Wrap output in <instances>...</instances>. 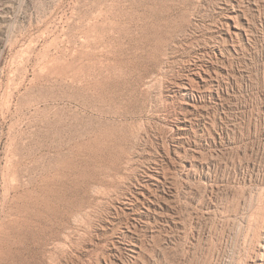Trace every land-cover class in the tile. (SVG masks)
I'll return each mask as SVG.
<instances>
[{
	"label": "rangeland",
	"instance_id": "rangeland-1",
	"mask_svg": "<svg viewBox=\"0 0 264 264\" xmlns=\"http://www.w3.org/2000/svg\"><path fill=\"white\" fill-rule=\"evenodd\" d=\"M90 55L96 89L136 113L116 166L42 101H92ZM254 204L264 213V0H0V264H246Z\"/></svg>",
	"mask_w": 264,
	"mask_h": 264
},
{
	"label": "bare ground",
	"instance_id": "bare-ground-1",
	"mask_svg": "<svg viewBox=\"0 0 264 264\" xmlns=\"http://www.w3.org/2000/svg\"><path fill=\"white\" fill-rule=\"evenodd\" d=\"M234 9V8H233ZM230 17V16H229ZM93 29V28H92ZM154 34H158V33H154ZM159 34H161V33H159ZM89 35H90V33H89ZM163 36H164V34H162ZM99 36V35H98ZM98 36H97V38H98ZM153 37H154V35H152ZM156 36H158V35H156ZM83 37V36H82ZM94 38H96V37H94ZM156 38V37H155ZM83 39V38H82ZM152 39V38H151ZM159 39V38H158ZM164 39V38H163ZM88 41H89V39H87ZM92 40V39H91ZM150 40V39H149ZM155 40V39H154ZM153 40V41H154ZM161 40H162V38H161ZM93 41H95V39L93 40ZM141 41V40H140ZM153 41H151V42H153ZM156 42V41H155ZM91 43V42H90ZM138 43V42H137ZM141 43V42H140ZM144 43V42H143ZM118 44V43H117ZM142 44V43H141ZM152 44V43H151ZM94 45H95V43H94ZM140 45V44H139ZM138 45V46H139ZM99 46V45H98ZM122 45H120V47H121ZM135 46V45H134ZM133 46V47H134ZM136 46H137V44H136ZM138 46H137V48H138ZM81 47V46H80ZM114 47H116L115 45H114ZM131 47V46H130ZM152 47V46H151ZM91 48V47H90ZM118 48V47H117ZM132 48V47H131ZM96 49V48H95ZM94 49V50H95ZM103 49V48H102ZM124 49V48H123ZM151 49V48H150ZM93 50V51H94ZM111 50V49H110ZM115 50V49H114ZM118 50V49H117ZM133 50V49H132ZM96 51H97V49H96ZM123 51V50H122ZM134 51V50H133ZM124 52V51H123ZM136 52V51H135ZM135 52H133L134 53V56H136L135 55ZM80 53V52H79ZM105 53V52H104ZM114 53V52H113ZM138 53V52H137ZM92 54V53H91ZM96 54V53H95ZM99 54V53H98ZM118 54H120V53H118ZM130 54H131V52H130ZM121 55V54H120ZM133 55V54H132ZM139 55V54H138ZM94 56H96V55H94ZM119 55H117L116 57H118ZM110 57V56H109ZM127 57V56H126ZM125 57V58H126ZM132 57V56H131ZM91 58H92V55H90V56H86L84 59H87V61H85V62H83V64H82V66H87V67H89V68H91L89 71H88V74L91 76V78L88 80V81H86L85 83H84V85H83V83L81 84V85H83L81 88H83L86 92H88V91H91L92 92V95H93V100L92 101H90L89 100V98H88V96H86L84 93H82V94H80L79 92H80V88L78 89L79 91L78 92H75V93H57V94H50L49 96H46L45 98H43L42 99V101L45 103L44 105V108L46 109V108H50V110H51V107L55 110L54 111V118H52L53 120H54V122L56 123V122H59V121H63V120H67V118L68 119H70V121H73V122H75V124L76 123H78L80 126H81V129H80V127H79V129H80V131H76V133L77 134H79L80 136H81V134L82 133H84L83 135H85L86 137H87V139H85V141H84V143L85 144H91V145H94V147L95 146H98L99 148H97V152L99 153V156L100 157H98L99 158V160L100 161H104V160H102V158H101V153L102 154H105V155H107L108 157H112V160L110 159V160H108V162L106 163L107 165H112V166H116L118 163H121V161H122V155L125 153V144H126V141H127V135H128V133L130 132H128L127 134H126V132H125V128H127V126L129 125L128 124V121H129V119L130 118H134L133 116H136V113L135 112H133V111H129V110H127V109H124L123 108V106H122V101L121 100H118L117 99V96L118 95H121L122 93H125V91H122V90H118V89H110V90H106V89H101V90H99L98 91V88L96 89V86H98V84L99 83H101V81L103 80L102 79V77H97V76H95V74H94V71L92 70V61L94 60L93 58H92V61L90 62V60H91ZM123 58H124V56H123ZM123 58H121V57H118L117 58V64L115 63V65H116V67H118V68H120V69H125V64H127V63H125L124 62V60H123ZM129 58V57H128ZM127 58V59H128ZM134 58V57H133ZM140 58V57H139ZM144 58V57H143ZM96 59V58H95ZM102 59V58H101ZM100 59V60H101ZM141 59V58H140ZM114 60H115V58H114ZM129 60H130V58H129ZM132 60V59H131ZM97 61V60H96ZM116 61V60H115ZM135 61V60H134ZM144 61V60H143ZM100 63H102V62H100ZM94 64V63H93ZM114 64V63H113ZM106 65V64H105ZM195 65V64H194ZM107 66V65H106ZM112 66V65H111ZM126 66H128V65H126ZM93 67H95V66H93ZM107 68V67H106ZM110 68V67H109ZM114 68V67H113ZM131 67H129V69H130ZM86 69V68H85ZM102 69V68H101ZM108 69V68H107ZM112 69V68H111ZM117 69V68H116ZM127 69V68H126ZM199 70V69H198ZM102 71V70H101ZM100 71V72H101ZM105 71V70H104ZM114 71H116V70H114ZM126 71V70H125ZM125 71L124 72H120V74H118V76H114L115 78L114 79H116V80H118V82H124V80H126V73H125ZM132 71V70H131ZM160 71V70H159ZM98 72V71H97ZM108 72V71H107ZM127 72H128V70H127ZM194 72V71H193ZM83 73V72H82ZM114 73V72H113ZM112 73V74H113ZM196 73V72H195ZM100 74H98V76H99ZM197 75V74H196ZM200 75V74H199ZM113 76V75H112ZM89 77V76H88ZM106 77V76H105ZM202 78V77H201ZM113 79V78H112ZM153 79V78H152ZM190 79V78H189ZM203 80V79H202ZM75 83V82H74ZM149 83V82H148ZM78 86V85H77ZM111 86V85H110ZM103 87V86H102ZM101 87V88H102ZM186 88V87H185ZM67 89V88H66ZM77 89V88H76ZM68 90V89H67ZM74 90V89H73ZM47 91V90H46ZM63 91V90H62ZM94 91H97L98 93V95H99V97L101 98L100 99V101H108L109 103L108 104H105V105H103V103H101V104H99L98 103V101H97V99H96V97L98 96H95V92ZM44 92V91H43ZM49 92V91H48ZM69 92V91H68ZM71 92V91H70ZM33 94V93H32ZM31 94V95H32ZM35 94H37V93H35ZM49 94V93H48ZM114 94H115V97H114ZM24 95V94H23ZM22 95V96H23ZM30 95V96H31ZM38 95V94H37ZM40 95H41V93H40ZM39 95V96H40ZM47 95V94H46ZM87 95H88V93H87ZM27 96H28V94H27ZM29 96V97H30ZM39 96H38V98H39ZM28 97V98H29ZM35 97V96H34ZM40 97H42V95L40 96ZM44 97V96H43ZM91 97V96H90ZM25 98H27V97H25ZM27 98V99H28ZM33 97H31V99H32ZM19 99V98H18ZM30 99V98H29ZM35 99H36V97H35ZM23 100H25V99H23ZM34 100V99H33ZM26 101V100H25ZM34 101H37V102H39V101H41L40 100V98H39V100H34ZM99 101V102H100ZM29 102H30V100H29ZM37 102H35V104H37ZM112 102H114V104H117V105H112L111 103ZM31 103V102H30ZM42 103V102H41ZM48 103H50L51 104V106H49V104ZM59 103H63L64 105H68V106H72V107H78V108H84V109H86V110H88V111H90L91 112V116L90 117H88V119L85 121L84 120V118L82 117V115L85 113H83L82 115L81 114H78L79 113V111H78V113L77 112H73V111H75V110H73L72 111V113H70V114H68L69 116H65V115H63V116H65V118L61 115V114H59V109L57 108L58 107V104ZM27 104V103H26ZM25 104V105H26ZM35 104H33V105H35ZM39 104V103H38ZM48 104V105H47ZM20 105V104H19ZM24 105V104H23ZM28 105V104H27ZM32 105V106H33ZM22 106V105H21ZM20 106V107H21ZM29 106V105H28ZM36 106V105H35ZM40 106V105H39ZM61 107L63 106L62 104L60 105ZM67 106V107H68ZM19 107V106H18ZM24 107V106H23ZM23 107H21V108H23ZM38 107V106H37ZM60 107V108H61ZM66 107V108H67ZM26 108H28V107H26ZM31 108V107H30ZM44 108H42L43 109V111H44ZM65 108V109H66ZM18 109V108H17ZM24 109V108H23ZM40 109V108H39ZM64 109V110H65ZM70 109V108H69ZM68 109V110H69ZM48 110V109H47ZM61 110H63V109H61ZM67 110V109H66ZM70 110H72V109H70ZM32 111V110H31ZM37 111V110H36ZM49 111V110H48ZM77 111V110H76ZM81 111V110H80ZM33 112H34V110H33ZM39 112H40V110H39ZM52 112V111H51ZM31 113V112H30ZM38 113V112H37ZM44 113H46V112H44ZM50 113V112H49ZM48 113V114H49ZM40 114H42V113H40ZM86 114V113H85ZM50 115V114H49ZM36 116H39V115H37L36 114ZM42 116V115H41ZM40 116V117H41ZM46 116V115H45ZM44 116V117H45ZM85 116V115H84ZM89 116V115H88ZM48 118V117H47ZM49 118H51L50 116H49ZM48 118V119H49ZM42 119V118H41ZM52 119H51V121H52ZM65 120V121H66ZM38 121V120H37ZM40 121H42V120H40ZM44 121V120H43ZM47 121V120H46ZM135 121H137V120H135ZM39 122V121H38ZM48 122V121H47ZM54 122L53 123H49L51 126L54 124ZM64 122V121H63ZM40 123V122H39ZM136 123V122H135ZM134 123V124H135ZM42 124H45V123H42ZM49 124H47V127H48V125ZM63 124V123H62ZM65 124V123H64ZM77 124V125H78ZM134 124H133V126H134ZM50 125H49V127H50ZM76 125V126H77ZM44 126V125H43ZM43 126H41V124H40V126L39 127H43ZM46 126V125H45ZM55 126V125H54ZM73 126H75V125H73ZM75 126V127H76ZM165 126V125H164ZM60 127V126H59ZM72 127V126H71ZM129 127H131L132 128V126H129ZM167 127V126H166ZM54 128V132H55V130L56 129H58V128H55V127H53ZM52 128V129H53ZM66 128H68V125H66ZM165 128V127H164ZM43 129V128H42ZM47 129V128H46ZM44 130V129H43ZM50 130V129H49ZM59 130V129H58ZM65 130V129H64ZM72 130V129H71ZM70 130V131H71ZM78 130V129H77ZM166 130V129H165ZM168 130V129H167ZM174 130H175V132H176V134H178L179 133V131L180 130H182L181 129V127H179V126H176L175 128H174ZM45 131V130H44ZM67 131V130H66ZM73 131H74V129H73ZM47 132H48V130H47ZM53 132V131H52ZM59 132V131H58ZM60 132H61V130H60ZM59 132V133H60ZM65 132V131H64ZM50 133V132H49ZM73 133V132H72ZM133 133V132H132ZM180 135V134H179ZM178 135V136H179ZM57 136V135H56ZM71 136V135H70ZM73 136V135H72ZM131 136H132V134H131ZM176 136V135H175ZM76 137V136H75ZM85 137V138H86ZM61 138V137H60ZM67 138V137H66ZM73 138H74V136H73ZM57 139V138H56ZM76 138H74V141L76 142L77 140H75ZM82 139H83V136H82ZM59 140V139H58ZM58 140H57V143H58ZM62 140V139H61ZM66 141V140H65ZM64 141V142H65ZM72 141H73V139H72ZM83 141V140H82ZM56 142V141H55ZM189 142V141H188ZM66 143V142H65ZM70 144V142L67 144V145H69ZM75 144H77V143H75ZM74 144V145H75ZM78 144H79V142H78ZM80 144H81V141H80ZM84 144V146H86ZM70 145H72V144H70ZM75 148H76V146H75ZM75 148H73V149H75ZM79 148V147H78ZM93 148V147H92ZM197 149V148H196ZM91 150V149H90ZM185 150V149H184ZM74 151V150H73ZM89 151V150H88ZM193 151V150H192ZM93 152V151H92ZM201 152V151H200ZM88 154V153H87ZM94 154V153H93ZM92 153L90 154V155H93ZM103 156V155H102ZM198 156V155H197ZM91 157H93V156H91ZM90 157V158H91ZM94 159H95V157H93ZM97 158V159H98ZM107 158V157H106ZM106 158H104V159H106ZM203 159V158H202ZM206 161V160H205ZM123 162V161H122ZM89 163V162H88ZM98 163V162H97ZM182 163V162H181ZM93 164V163H92ZM104 164V163H103ZM89 165V164H88ZM95 165V164H94ZM101 165V164H100ZM106 165V166H107ZM120 165V164H119ZM112 166H109V168L110 167H112ZM102 168V167H101ZM106 168V167H105ZM117 168V167H116ZM194 168V167H193ZM189 169V168H188ZM116 170V169H115ZM186 173H188L187 171H186ZM149 174V173H148ZM157 174L156 173H154V172H150V174L148 175V177L149 178H151V177H153V178H157ZM186 179V178H185ZM146 182H147V180H145ZM144 181V182H145ZM202 183V182H201ZM204 183V182H203ZM145 184V183H144ZM142 185V184H141ZM146 185V184H145ZM144 185V186H145ZM144 186L142 185L141 187H138V189H136L137 190V192H136V200L137 201H140V203H142L143 205L145 204V209L147 210L148 209V206H149V204H146V200L147 201H149V202H152V200L150 199V197H148V194H147V192H146V190H144ZM147 186V185H146ZM149 189V188H148ZM149 192V191H148ZM262 196V195H261ZM263 198V197H262ZM252 201V200H251ZM258 201H260V200H258ZM131 202V201H130ZM253 202V201H252ZM133 203V202H132ZM148 203V202H147ZM154 203V202H153ZM155 204V203H154ZM259 204V203H258ZM263 204V203H262ZM130 205V204H129ZM142 205V206H143ZM255 205V204H254ZM254 205H253V207H254ZM260 206V205H259ZM258 205H255V207H254V209L252 208V210L249 212V214L247 215V216H245V219H246V223L249 225L248 227L250 228V229H254V231H253V238H255V239H253V240H255V242H256V244H255V246L253 247V249L251 250V252H250V254L248 255V261H247V263L246 264H264V219H263V217H264V213H262V211H259V210H261L262 208H261V206L259 207ZM152 207H154V209L156 208L155 206H152ZM161 207V206H160ZM261 208V209H260ZM67 209V208H66ZM127 209H128V207H127ZM233 209H234V207H233ZM132 210V209H131ZM146 210H142V208H141V211H139V213H145L146 214ZM156 211H157V208L155 209ZM152 211V210H151ZM158 211H159V209H158ZM162 211V210H161ZM134 212V211H133ZM148 212V211H147ZM160 212V211H159ZM76 213V212H75ZM82 213V212H81ZM259 213H262L261 214V216L260 217H258L257 216V214H259ZM256 214V215H255ZM157 215V214H156ZM160 215V214H159ZM144 216V215H143ZM236 216V215H235ZM146 217V216H145ZM156 218V217H155ZM76 220V219H75ZM140 221V220H139ZM143 221H146V219L144 220L143 219ZM158 221V220H157ZM167 221V220H166ZM142 222V221H141ZM141 222H139V223H141ZM146 224V223H145ZM240 225V224H239ZM238 225V226H239ZM253 225H255L254 227L255 228H252L253 227ZM237 232V231H236ZM231 240V239H230ZM232 243V242H231ZM231 248V247H230ZM241 249V248H240ZM131 251L132 252H135V249L134 248H131ZM246 251V250H245ZM248 252V251H247ZM246 253V252H245ZM228 257V256H227ZM240 260V259H239ZM236 261V260H235Z\"/></svg>",
	"mask_w": 264,
	"mask_h": 264
}]
</instances>
